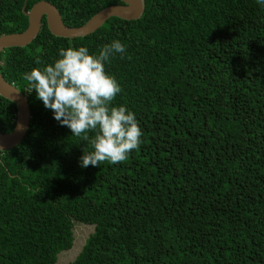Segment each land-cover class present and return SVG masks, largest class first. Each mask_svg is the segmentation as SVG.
Returning a JSON list of instances; mask_svg holds the SVG:
<instances>
[{"label": "trees", "instance_id": "1", "mask_svg": "<svg viewBox=\"0 0 264 264\" xmlns=\"http://www.w3.org/2000/svg\"><path fill=\"white\" fill-rule=\"evenodd\" d=\"M47 1L80 27L118 0H0V36L24 31L23 13ZM135 21L109 18L74 39L45 18L24 48L0 54V74L30 107L29 129L0 153V264H56L75 224L93 226L69 264H264V5L257 0H143ZM126 46L105 63L142 130L119 164L83 168L89 141L54 119L25 73L60 48ZM39 58L41 64H36ZM16 107L0 97V131Z\"/></svg>", "mask_w": 264, "mask_h": 264}, {"label": "clouds", "instance_id": "2", "mask_svg": "<svg viewBox=\"0 0 264 264\" xmlns=\"http://www.w3.org/2000/svg\"><path fill=\"white\" fill-rule=\"evenodd\" d=\"M264 5V0H257ZM126 46L119 40L104 45L98 55L89 54L87 47L59 49V59L43 69L33 68L25 73L27 92L36 98L54 119L67 126L72 134L89 141L92 151L84 149L80 158L83 168L101 166L105 161L119 164L139 150L142 130L134 113L125 106H111L122 89L114 76L105 70V63L117 54L124 57ZM36 64L41 60L36 58Z\"/></svg>", "mask_w": 264, "mask_h": 264}, {"label": "water", "instance_id": "3", "mask_svg": "<svg viewBox=\"0 0 264 264\" xmlns=\"http://www.w3.org/2000/svg\"><path fill=\"white\" fill-rule=\"evenodd\" d=\"M118 1H120L121 4L112 5L100 10L84 25L75 28L68 27L64 24L58 9L50 2H37L27 12H25L24 5L23 13L28 19V26L20 33L1 35L0 54L8 48H24L28 46L36 38L41 28L43 18H45L47 28L51 35L58 38L74 39L94 33L109 18L115 17L125 21H135L142 16L144 11L143 0ZM0 97L12 102L16 107V120L13 130L9 133H2L0 131L1 153L15 148L23 140L29 129L31 115L27 94L21 93L12 84L6 82L1 74Z\"/></svg>", "mask_w": 264, "mask_h": 264}, {"label": "rangeland", "instance_id": "4", "mask_svg": "<svg viewBox=\"0 0 264 264\" xmlns=\"http://www.w3.org/2000/svg\"><path fill=\"white\" fill-rule=\"evenodd\" d=\"M93 226H86L81 224H75L73 227L74 232V244L72 249L58 255L56 264H69L71 263L84 244L85 239L93 232Z\"/></svg>", "mask_w": 264, "mask_h": 264}]
</instances>
